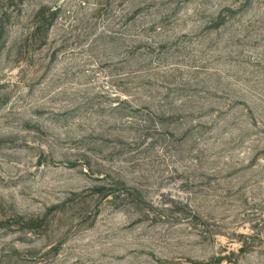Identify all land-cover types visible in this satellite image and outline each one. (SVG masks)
Wrapping results in <instances>:
<instances>
[{
	"label": "rangeland",
	"instance_id": "374dc122",
	"mask_svg": "<svg viewBox=\"0 0 264 264\" xmlns=\"http://www.w3.org/2000/svg\"><path fill=\"white\" fill-rule=\"evenodd\" d=\"M0 264H264V0H0Z\"/></svg>",
	"mask_w": 264,
	"mask_h": 264
}]
</instances>
